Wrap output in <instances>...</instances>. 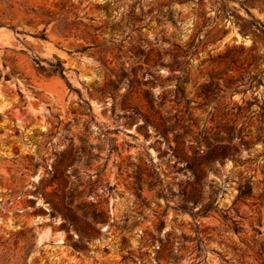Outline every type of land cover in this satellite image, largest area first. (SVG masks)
<instances>
[{
	"label": "rangeland",
	"instance_id": "obj_1",
	"mask_svg": "<svg viewBox=\"0 0 264 264\" xmlns=\"http://www.w3.org/2000/svg\"><path fill=\"white\" fill-rule=\"evenodd\" d=\"M0 264H264V0H0Z\"/></svg>",
	"mask_w": 264,
	"mask_h": 264
},
{
	"label": "trees",
	"instance_id": "obj_2",
	"mask_svg": "<svg viewBox=\"0 0 264 264\" xmlns=\"http://www.w3.org/2000/svg\"><path fill=\"white\" fill-rule=\"evenodd\" d=\"M11 28L15 29V26L10 25ZM54 72H58L62 77H64V67L62 65V62L58 59L57 62L54 64ZM184 207V206H182ZM185 208V207H184ZM203 212L206 211V208L202 210Z\"/></svg>",
	"mask_w": 264,
	"mask_h": 264
}]
</instances>
